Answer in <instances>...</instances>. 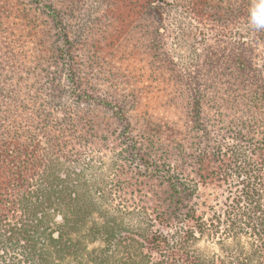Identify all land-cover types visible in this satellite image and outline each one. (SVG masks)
Wrapping results in <instances>:
<instances>
[{
    "label": "trees",
    "instance_id": "1",
    "mask_svg": "<svg viewBox=\"0 0 264 264\" xmlns=\"http://www.w3.org/2000/svg\"><path fill=\"white\" fill-rule=\"evenodd\" d=\"M256 2L0 0V264H264ZM173 7L231 39L184 68ZM208 186L236 190L206 218Z\"/></svg>",
    "mask_w": 264,
    "mask_h": 264
},
{
    "label": "rangeland",
    "instance_id": "2",
    "mask_svg": "<svg viewBox=\"0 0 264 264\" xmlns=\"http://www.w3.org/2000/svg\"><path fill=\"white\" fill-rule=\"evenodd\" d=\"M101 0H91V3H89V10H93ZM169 24V32L171 34V43L172 47L175 51V57L180 62V64L188 69L189 66L192 63V60L196 57V52L200 51L201 48L204 46L205 48L209 45H214L218 42V38L227 40L231 39V32H222L220 30L214 29L212 27H204L199 24H197L194 21H190L188 19H185V15L181 10H177L173 7V10L171 12V15L169 19L167 20ZM243 30H233L232 33H237L236 38L238 37V34L241 33ZM244 33V31H243ZM224 35L227 37L224 39ZM218 37V38H217ZM94 38V37H93ZM113 40V39H111ZM115 43V42H114ZM128 44V43H127ZM126 44V46H127ZM111 50V48H110ZM127 50V49H126ZM109 51V50H108ZM259 58L257 59L259 63L262 65V62L264 61V54H262L261 50L258 52ZM151 92H154L155 90H150ZM153 95V94H152ZM141 101L142 103H147V95L144 90L141 91ZM159 95H153V97H158ZM165 104V101H164ZM179 104V103H178ZM166 105V104H165ZM181 105L183 103L181 102ZM180 104L178 105V109L176 111V114L178 115V118L182 117V114L184 113V110L182 109V106ZM168 109V110H167ZM156 108V107H148L145 109V111H148L151 116L146 118L147 120H151V123L149 124V127L157 128L160 125H157L159 123L164 122V118L169 116V108ZM161 140H165V134H160ZM157 137V136H156ZM107 159V158H106ZM237 181H234L236 183ZM221 186V187H204L200 188V194H201V200L205 203V208L203 209V212L205 213V217L209 218L211 216V212L215 215L221 214V212H224L223 210H228V206H232V198L233 194L235 193V188L231 186ZM241 242L246 245V242L249 241L248 237H240ZM230 245H232L231 242ZM98 244H94L93 246H97ZM198 247L203 250L204 252L211 254V253H218V246L215 244V240H210L208 237H202L198 243Z\"/></svg>",
    "mask_w": 264,
    "mask_h": 264
},
{
    "label": "clouds",
    "instance_id": "3",
    "mask_svg": "<svg viewBox=\"0 0 264 264\" xmlns=\"http://www.w3.org/2000/svg\"><path fill=\"white\" fill-rule=\"evenodd\" d=\"M251 21L256 26H264V0H257L251 9Z\"/></svg>",
    "mask_w": 264,
    "mask_h": 264
}]
</instances>
